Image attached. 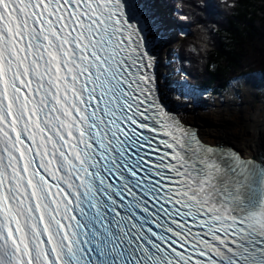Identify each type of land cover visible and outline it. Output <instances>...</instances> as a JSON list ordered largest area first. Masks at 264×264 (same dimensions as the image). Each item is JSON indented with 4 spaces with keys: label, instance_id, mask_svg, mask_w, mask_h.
I'll return each instance as SVG.
<instances>
[{
    "label": "snow or ice",
    "instance_id": "obj_1",
    "mask_svg": "<svg viewBox=\"0 0 264 264\" xmlns=\"http://www.w3.org/2000/svg\"><path fill=\"white\" fill-rule=\"evenodd\" d=\"M167 36L150 0H0L7 264H62L73 207L100 169L142 203L167 264H264V245L237 253L249 231L264 236V161L181 122L171 94L197 97L160 71ZM249 198L259 203L245 214Z\"/></svg>",
    "mask_w": 264,
    "mask_h": 264
},
{
    "label": "trees",
    "instance_id": "obj_2",
    "mask_svg": "<svg viewBox=\"0 0 264 264\" xmlns=\"http://www.w3.org/2000/svg\"><path fill=\"white\" fill-rule=\"evenodd\" d=\"M165 1L188 31L176 53L194 92L221 96L249 73L264 88V0Z\"/></svg>",
    "mask_w": 264,
    "mask_h": 264
},
{
    "label": "rangeland",
    "instance_id": "obj_3",
    "mask_svg": "<svg viewBox=\"0 0 264 264\" xmlns=\"http://www.w3.org/2000/svg\"><path fill=\"white\" fill-rule=\"evenodd\" d=\"M174 7H178V6L176 5ZM179 36L181 41L183 39V36L181 35ZM208 43L211 44L210 37ZM175 52L171 58V60L174 63V65L172 64V71H171L172 77L175 79V81H179L180 83H186L188 85L186 79L184 78L182 69L180 67L181 65L179 59L175 55ZM203 59L204 57L201 59L202 62ZM255 79L258 81L260 85L261 83L259 77ZM235 84L236 85H234L233 83V85H231V88L221 96H212L209 93H207L206 96L205 95L202 96L197 92H194L197 99H193L191 96H182L178 92H176L174 96L175 99L179 98V101L185 99V101L183 100L182 102L184 104L186 103L187 107L191 108L192 110H196L197 112H200L202 115L203 122H206L207 124L211 125L209 130L219 132L220 129V131L222 130L225 131V133H227L228 136L236 140L246 139L250 137L248 132L251 125H253V119L256 116L258 117V119H264V89L263 90L258 89L257 91L254 92L252 89L251 90L252 92L251 91L249 92V90H247L243 85H237V83ZM189 122H191V120ZM191 123L194 125L196 124L198 126L201 124L195 121ZM198 128L199 131L202 129L201 126ZM226 140L222 141L220 139L217 140L216 138L215 142L229 143L240 151L241 147L237 146L235 142L231 140L230 141L228 140L226 141Z\"/></svg>",
    "mask_w": 264,
    "mask_h": 264
},
{
    "label": "bare ground",
    "instance_id": "obj_4",
    "mask_svg": "<svg viewBox=\"0 0 264 264\" xmlns=\"http://www.w3.org/2000/svg\"><path fill=\"white\" fill-rule=\"evenodd\" d=\"M150 2L155 5V10L158 13L159 17L161 18V20L163 21V24L166 27V30L168 33L166 41L162 44V46H160L158 48V51H157V55H158V58L160 60V71L167 79L175 81V79L172 77V73H171L172 64L174 65L171 58H172L176 48L180 44V36L179 35L186 37L188 35V31L185 29V32H183V30L179 31L178 27H177V29L175 28L174 25L176 22L172 23L170 21V16L172 15V11L169 7H167V5L165 3H161L160 0H150ZM174 13H176V15H177V9L174 10ZM174 19H176V21L177 20L180 21L178 16H174ZM175 55L177 56L176 52H175ZM180 65H181V63H180ZM238 82L239 83H237V85H243L247 90H249V92L252 89H253V92L257 91L259 88L258 81L256 79L254 80L253 77L240 78L238 80ZM235 83H234V85H236ZM175 93L176 92H173L171 94V100L173 101V103L175 105H185L186 106V108L179 115L182 118H184L186 121L191 120V122L195 121V122L201 123L198 126L196 124L195 125L192 124L189 121L187 122V123H190L191 125L195 126V128H196L195 130L202 140H204L207 143L209 142V140L213 141L214 142L213 145L216 143L215 142L216 138H217V140L220 139L222 141H225L226 139L228 141L231 140V141L235 142L237 144V146L241 147L240 151H241L243 157H245L247 159H254L257 162L264 161V119H258V117L256 116L253 119V125H251V127L249 128L248 133H249L250 137L246 138V139H237L236 140V139L228 136V134L225 133V131H223V130L220 131L219 128H218L219 132L209 130L211 125L207 124L206 122H203L201 113L187 107V104L186 103L184 104L182 102L183 100L185 101V99H183L182 101L181 100L179 101V98L175 99V96H174ZM200 126L202 127V129L199 131L198 127H200ZM199 132H201L202 134ZM213 138H215V139H213Z\"/></svg>",
    "mask_w": 264,
    "mask_h": 264
},
{
    "label": "water",
    "instance_id": "obj_5",
    "mask_svg": "<svg viewBox=\"0 0 264 264\" xmlns=\"http://www.w3.org/2000/svg\"><path fill=\"white\" fill-rule=\"evenodd\" d=\"M249 77H253L254 80L256 78V74L255 73H249V74H246L244 76H242L241 78H249ZM178 118L181 120L182 123H184L185 125H191L190 123H187V121L182 118L180 115L178 116ZM193 126V125H192ZM195 128V126H193ZM196 129V128H195ZM217 145L221 146V147H226V146H230L231 149H234L235 151L237 152H240L238 149H236L234 146H232L231 144L229 143H226V142H220L218 143Z\"/></svg>",
    "mask_w": 264,
    "mask_h": 264
},
{
    "label": "flooded vegetation",
    "instance_id": "obj_6",
    "mask_svg": "<svg viewBox=\"0 0 264 264\" xmlns=\"http://www.w3.org/2000/svg\"><path fill=\"white\" fill-rule=\"evenodd\" d=\"M208 143H210V144H213L214 142L209 140V142H208Z\"/></svg>",
    "mask_w": 264,
    "mask_h": 264
}]
</instances>
